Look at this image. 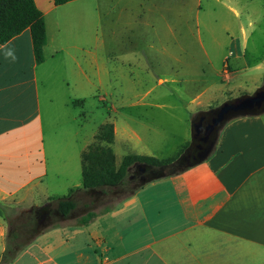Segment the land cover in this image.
I'll list each match as a JSON object with an SVG mask.
<instances>
[{
  "label": "crops",
  "instance_id": "1",
  "mask_svg": "<svg viewBox=\"0 0 264 264\" xmlns=\"http://www.w3.org/2000/svg\"><path fill=\"white\" fill-rule=\"evenodd\" d=\"M34 1L46 24L44 61L35 60L29 29L0 45V211L4 216L0 258L12 248L19 251L8 264H264V112L231 119L220 131L214 150L199 163L180 175L143 186L105 211L93 209L102 200L100 193L88 194L82 178L78 183L71 180L69 194L73 193L76 207L67 219L83 211L76 222L45 227L22 244L16 235L9 245L4 206L13 204L17 212L23 209L36 215L67 197L48 196L47 200L55 199L46 205L26 202L49 175L45 126L55 135L74 127V135L80 137L88 98L81 90L86 83L95 85L96 79L101 83L103 42L117 39V24L127 36H134V27L144 24L150 8L128 1L118 12L117 0H74L61 6L54 0ZM201 2L195 0L194 6ZM162 3L170 9L182 7L178 0H161L154 6ZM224 73L231 77L233 71ZM40 82L65 94L60 100L48 92L47 123ZM163 82L159 78L158 84ZM133 104L162 107L148 96ZM210 110L200 108L191 116ZM82 142L83 153L92 141ZM35 153L41 159L31 163ZM71 173L58 170L53 176L60 179ZM24 189L29 193L21 196ZM90 212L95 217L81 225L79 220ZM105 218L109 237L103 234Z\"/></svg>",
  "mask_w": 264,
  "mask_h": 264
},
{
  "label": "rangeland",
  "instance_id": "2",
  "mask_svg": "<svg viewBox=\"0 0 264 264\" xmlns=\"http://www.w3.org/2000/svg\"><path fill=\"white\" fill-rule=\"evenodd\" d=\"M128 1L133 5L141 2L150 5L149 14L144 24L134 27V36H127L125 28L117 24V39L103 42L101 83L96 79L95 85L86 83L81 90L88 98L82 118L85 129L80 137L74 135V127L55 135L56 132L50 134L45 126L49 175L33 190L27 203L46 205L55 199L47 200L48 196L57 199L70 195L69 182L78 183L82 178V141L88 139L90 143L93 133L106 122L113 123L116 129L113 149L117 165L130 154L174 158L183 145L192 142L193 113L200 108L215 109L264 87V0H201L200 7L194 6L195 0H178L182 7L177 9L166 8L163 3L156 8L154 5L161 0H117L118 12L121 3ZM228 69L233 71L231 77L224 73ZM159 78L164 80L163 84H158ZM39 86L43 118L47 123L48 92L60 100L65 99V94L58 87L47 89L42 82ZM145 96L158 99L162 107L133 104ZM61 102L57 108L63 117ZM38 159H41L38 153L30 157L31 163ZM21 162L25 164L26 159ZM58 163H65V167L59 168ZM58 170L73 173L58 179L53 176ZM129 175L123 186L104 189L105 195L93 209L105 211L129 195L140 180V175L133 170ZM28 193L24 189L21 196ZM15 207L4 206L9 245L16 235L22 244L45 227L72 225L83 212L76 211L64 221L51 214L39 224L38 213L29 215L23 209L17 212ZM122 208L125 210L126 204ZM3 219L0 211V221ZM102 223L103 234L109 237L108 219H102Z\"/></svg>",
  "mask_w": 264,
  "mask_h": 264
},
{
  "label": "trees",
  "instance_id": "3",
  "mask_svg": "<svg viewBox=\"0 0 264 264\" xmlns=\"http://www.w3.org/2000/svg\"><path fill=\"white\" fill-rule=\"evenodd\" d=\"M74 0H54L56 6L64 5ZM26 29L31 32L33 52L38 64L44 61V47L47 42L45 19L37 8L34 0H0V45H4ZM115 126L111 122L102 124L92 142L81 155L83 188L88 194L105 195L106 188H117L130 179V171L140 174L139 182L129 195H133L143 186L165 177L180 175L199 163L203 158L186 160V156L195 141L181 148L178 155L169 159H158L152 156L127 155L120 165H117L113 149L115 143ZM130 181V180H129ZM132 182V181H130ZM73 193L66 198L55 200L54 215L67 218L76 207ZM126 196V197H127ZM125 197V198H126ZM94 212L88 213L79 220L81 225H87L94 217ZM19 250L6 249L0 258V264H8Z\"/></svg>",
  "mask_w": 264,
  "mask_h": 264
},
{
  "label": "water",
  "instance_id": "4",
  "mask_svg": "<svg viewBox=\"0 0 264 264\" xmlns=\"http://www.w3.org/2000/svg\"><path fill=\"white\" fill-rule=\"evenodd\" d=\"M264 112V87L260 88L253 95H244L227 101L221 106L209 112H199L192 120V142L196 139V133L200 130L199 118L206 113H212L211 122L206 127L203 142L207 143L213 138L211 146L206 150L202 158L207 157L215 148L219 133L223 127L233 118L241 116H252Z\"/></svg>",
  "mask_w": 264,
  "mask_h": 264
},
{
  "label": "flooded vegetation",
  "instance_id": "5",
  "mask_svg": "<svg viewBox=\"0 0 264 264\" xmlns=\"http://www.w3.org/2000/svg\"><path fill=\"white\" fill-rule=\"evenodd\" d=\"M212 117H213L212 113H206L203 116H201V118H199L198 122L200 124V127H199L200 130L196 133L195 143L191 146L186 156L187 161L202 157L204 153L206 152V150L211 146L214 137H212V139L208 141L207 143L203 142V138L205 137L206 127L211 122ZM140 174L141 173H139V175ZM51 214H53L51 210H48L43 213H39L37 216L40 218L39 222H44L50 217Z\"/></svg>",
  "mask_w": 264,
  "mask_h": 264
}]
</instances>
